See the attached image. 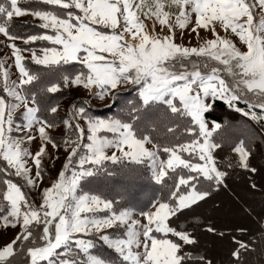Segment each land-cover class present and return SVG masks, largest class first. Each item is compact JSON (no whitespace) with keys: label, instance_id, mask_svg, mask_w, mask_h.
Instances as JSON below:
<instances>
[{"label":"snow or ice","instance_id":"obj_1","mask_svg":"<svg viewBox=\"0 0 264 264\" xmlns=\"http://www.w3.org/2000/svg\"><path fill=\"white\" fill-rule=\"evenodd\" d=\"M25 16L44 31H14ZM0 36V230H16L0 264H214L196 232L225 233L196 209L237 171L264 191V0H0ZM217 101L242 123L209 119ZM144 177L156 190L133 203ZM231 241L229 264L264 257V222Z\"/></svg>","mask_w":264,"mask_h":264},{"label":"trees","instance_id":"obj_2","mask_svg":"<svg viewBox=\"0 0 264 264\" xmlns=\"http://www.w3.org/2000/svg\"><path fill=\"white\" fill-rule=\"evenodd\" d=\"M30 28L40 29L34 25H32L31 27H27V25L22 24L17 27V32H19L18 34H22L21 32L27 33ZM29 67H31L33 70H36L35 65L29 64ZM64 95L66 96V94ZM71 98L74 100L79 99L73 98L72 96ZM130 98V94L122 93L121 98L116 102V104L111 105L110 108H98L93 109V111L95 114L105 113L109 116L114 115L120 111V108L124 106L126 100ZM53 99H59L60 101L64 100V98H60V94H55ZM229 110L230 109L226 105H224L222 101H217L214 111L209 116V119H217L219 122L222 123L224 121L233 122L235 124L242 123L243 118L240 116V114H231ZM253 163L258 167L261 163V156L259 150L257 151V155ZM252 179L257 183L258 186L263 185V182H261L260 173H257L254 177H252ZM226 183L228 185L227 188L221 187L219 191H213L212 195L207 199V202H202L201 206L196 209L195 213V215H197L199 219L203 222L205 227L211 225L215 227L218 231H223L225 233V236L222 238L218 235L207 233L202 229H198L196 232L197 238L200 242V251L206 256H208L210 259H212L214 264H229L230 251L234 246L231 241L232 236H235L237 239H248L249 237H258L261 224L262 222H264V191L259 190V187L257 190L250 189L249 178L242 171H237L236 173L230 175L227 178ZM98 187L100 190L105 191L106 194L112 196H116L117 191H119L118 187L110 189L109 184L104 183L98 185ZM155 190V185L150 182L146 177L140 178L136 181L135 186L131 189V201L133 203H143L149 196H151L155 192ZM241 195L247 196V198H249L250 203H244L242 201ZM228 196L234 198L237 202L242 203L244 206V210L249 214V216H251V218L254 219V222L252 221V223H249V221L247 220L248 223H239L241 226L238 223L227 224L228 222L226 223V221L223 224L221 221H218L219 219H217V217L211 215L210 213L213 210L219 208L223 204L222 202H224V200L227 199L226 197ZM246 219H248V217H246ZM188 220H192L191 215H189ZM234 225L239 226L234 228L232 227ZM238 228L247 229V234L242 236L239 231H236V229ZM214 240L226 242L228 247L222 249L220 254H218L217 252L214 253L213 257L210 255V253H208V251H206V248L207 245L212 244V241ZM246 261L247 264H262V262H264V257H262L259 252H256L250 256H246Z\"/></svg>","mask_w":264,"mask_h":264},{"label":"rangeland","instance_id":"obj_3","mask_svg":"<svg viewBox=\"0 0 264 264\" xmlns=\"http://www.w3.org/2000/svg\"><path fill=\"white\" fill-rule=\"evenodd\" d=\"M38 23H39V21H34L33 18L30 17V16L16 18V28H14L13 30L17 32V27L19 25H22V24L27 25V27H31L32 25L36 26ZM42 32L43 31L40 30V29L30 28L27 31V33L21 32L22 33L21 35L39 34V33H42ZM17 33H19V32H17ZM3 39H4L3 36H0V40H3ZM189 39H191L193 44L196 43V40H195L194 36L189 37L187 35L185 36L184 42L187 43ZM17 43L20 44L22 47H24L20 41H17ZM31 46L36 48V50H37V52L39 54L40 49L45 46V42L37 41ZM6 54L10 55V50L7 49L4 45L0 44V58H3ZM24 55L28 56L29 53L25 52ZM7 63L9 65H11L12 64V60H8ZM11 71L13 73L12 78L15 79L17 74H18L17 70L13 67L11 69ZM65 94L67 96V99H64L63 101L59 100V102L61 103L62 108H67L70 105V103L74 101V99H72L71 96L73 98H76V99L77 98H81L83 96L82 92H77V91H72L71 93H65ZM98 108L106 109L108 107H106L104 103L96 102L94 104V106H93V109H98ZM229 112L231 114L235 113L231 109L229 110ZM61 115H63V112L61 113ZM97 115H100L102 117L103 116H109L108 114H105V113H100V114H97ZM231 123L235 124L233 122H231ZM239 124H241V123H239ZM239 124H237V125H239ZM53 134L56 135L57 137H60L61 134H62V130H58V131L54 132ZM31 147H32V150L35 151L36 147H37V144L34 142ZM49 151L51 152L52 149L49 148ZM59 157L60 158L55 161V167L54 168L51 166V163L47 159H45L44 165L46 166V173H45L46 178L44 180L43 186H47L48 183H49V180L47 178L48 174L50 173L52 177H55L57 171L62 167V164L64 163V157H65V153L63 152V150H61V152L59 153ZM261 182H263V185H264V177H262V175H261ZM31 195H32V197H35L37 199V202H39L38 194L35 191H33ZM241 196H242V201L244 203H246V202L250 203L249 202V198H247V196H245V195H241ZM226 198L227 199H225L224 202H222L223 204L219 208L213 210L210 213L211 215L217 217V219H219L218 221H221L223 224L225 223V221H226V223L228 222L227 224L248 223L247 220L249 221V223H252V221L254 222V219L251 218V216H249V214L244 210V206H243L242 203L237 202L234 198H232L230 196H228ZM206 212H205V214H206ZM244 214L246 215V217H248V219H246ZM239 225H236V226L234 225L232 227L235 228V227H237ZM15 231L16 230H13V229H8L6 232L4 230H0V244H2L5 241L11 239L14 236ZM8 233H9V235H8ZM227 247L228 246H227L226 242H220L218 240H214V241H212V244L207 245L206 251H208V253H210V255L213 256L214 253H216V252L218 254H220L221 250L225 249Z\"/></svg>","mask_w":264,"mask_h":264},{"label":"crops","instance_id":"obj_4","mask_svg":"<svg viewBox=\"0 0 264 264\" xmlns=\"http://www.w3.org/2000/svg\"><path fill=\"white\" fill-rule=\"evenodd\" d=\"M8 235H9V233H8ZM4 240V239H3Z\"/></svg>","mask_w":264,"mask_h":264}]
</instances>
